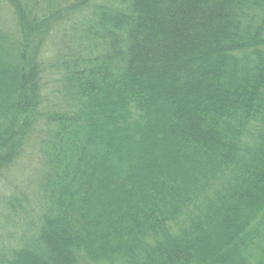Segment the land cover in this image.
<instances>
[{"label": "trees", "instance_id": "trees-1", "mask_svg": "<svg viewBox=\"0 0 264 264\" xmlns=\"http://www.w3.org/2000/svg\"><path fill=\"white\" fill-rule=\"evenodd\" d=\"M0 3V264H264V0Z\"/></svg>", "mask_w": 264, "mask_h": 264}, {"label": "rangeland", "instance_id": "rangeland-1", "mask_svg": "<svg viewBox=\"0 0 264 264\" xmlns=\"http://www.w3.org/2000/svg\"><path fill=\"white\" fill-rule=\"evenodd\" d=\"M99 3L104 4V1H99ZM108 4V3H106ZM14 16L12 15V12L10 8L4 4L0 3V26L6 31H9L12 33L13 30H16L15 22H14ZM32 156V150L26 149V154L21 158V161L16 165L14 169H12L11 173L12 176L9 178L8 182H10L12 185L19 186H28V181L31 179L30 175L34 174L39 177V171L41 170L40 162L38 163V168L35 169V172H33L32 165L29 164V157ZM26 173V174H24ZM17 175V180H13V176ZM24 175V176H23ZM23 176V177H22ZM7 180V179H6ZM4 192L5 194L8 192L7 189H4L0 185V193ZM1 208V207H0Z\"/></svg>", "mask_w": 264, "mask_h": 264}]
</instances>
